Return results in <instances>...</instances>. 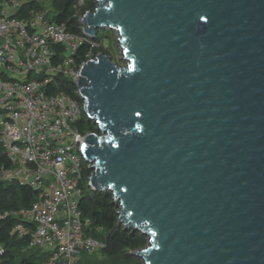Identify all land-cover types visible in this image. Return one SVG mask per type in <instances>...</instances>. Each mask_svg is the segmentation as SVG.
<instances>
[{"label":"water","instance_id":"obj_1","mask_svg":"<svg viewBox=\"0 0 264 264\" xmlns=\"http://www.w3.org/2000/svg\"><path fill=\"white\" fill-rule=\"evenodd\" d=\"M110 28L78 94L97 127L82 146L145 264H264V0H97Z\"/></svg>","mask_w":264,"mask_h":264},{"label":"built area","instance_id":"obj_2","mask_svg":"<svg viewBox=\"0 0 264 264\" xmlns=\"http://www.w3.org/2000/svg\"><path fill=\"white\" fill-rule=\"evenodd\" d=\"M47 3L0 0V148L9 161L0 181L36 193L30 208L0 218L18 219L12 236L49 253L43 264H82L86 253L107 247L93 234L103 229L81 208L98 191L91 185L93 164L81 152L89 133L80 126L85 113L77 85L83 65L96 57V41L81 24L82 33H73L55 22ZM86 43L91 49L79 64ZM73 84L79 98L66 90Z\"/></svg>","mask_w":264,"mask_h":264},{"label":"trees","instance_id":"obj_3","mask_svg":"<svg viewBox=\"0 0 264 264\" xmlns=\"http://www.w3.org/2000/svg\"><path fill=\"white\" fill-rule=\"evenodd\" d=\"M51 2H53L54 8L57 10L54 21L58 24L66 23L68 29L73 33H82L80 29L81 17L88 11H94L96 7L95 2L88 1L83 8L79 9V13L75 9V6H77L75 0H51ZM100 33L101 31L98 32L95 41L100 40ZM90 49L91 45L88 43L80 48L76 56L79 64L86 61V54ZM94 53L96 52L94 51ZM66 90L76 98H79L75 84ZM80 126L85 133L98 132L96 125L89 121L86 115H84ZM3 165L9 166V161L0 148V168ZM35 200L36 193L31 188L22 187L17 183L0 181V216L6 212L28 209ZM81 208L85 216L92 220L94 227L103 229V234H93L106 242L107 247L104 253L110 258L125 257L129 259L134 257V252L145 248L147 237L144 234L133 232L126 229L123 225H119V212L121 209L115 203L112 192H92L86 196ZM16 223H18V219L13 217L8 219L0 218V244L5 247V252L0 255V264H43L49 253L39 248H30L29 238L17 239L12 236L11 233ZM29 249L35 255L26 258L24 253L29 251Z\"/></svg>","mask_w":264,"mask_h":264},{"label":"rangeland","instance_id":"obj_4","mask_svg":"<svg viewBox=\"0 0 264 264\" xmlns=\"http://www.w3.org/2000/svg\"><path fill=\"white\" fill-rule=\"evenodd\" d=\"M77 2V6H75V9L79 12L81 8H83L88 1H93L95 4H97V0H75ZM96 9V7H95ZM46 10L51 12L50 17L54 18L57 14V10L54 8L53 2L51 0H48V3L46 4ZM95 11V10H94ZM80 13V12H79ZM82 18V17H81ZM100 40L96 41L95 49L94 51L95 56L100 53L104 52L106 55L111 57V60L115 62L119 67L121 68H128L129 62L125 60L122 48V44L120 42L121 36L120 34L113 29L105 28L103 30H100ZM148 237H147V244L145 246L148 247ZM144 248V249H145ZM143 250V249H142ZM35 254L29 249V251H26L24 253V256L32 257ZM134 255V253H133ZM134 255L132 258H110L104 253V250L102 251H96L94 254H85L84 259L82 260V264H145V262ZM135 258V259H134Z\"/></svg>","mask_w":264,"mask_h":264}]
</instances>
